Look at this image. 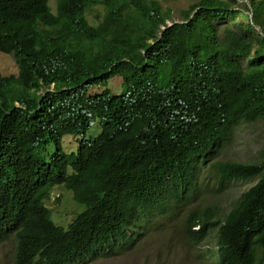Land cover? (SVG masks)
<instances>
[{"label": "trees", "instance_id": "16d2710c", "mask_svg": "<svg viewBox=\"0 0 264 264\" xmlns=\"http://www.w3.org/2000/svg\"><path fill=\"white\" fill-rule=\"evenodd\" d=\"M48 2L0 0V52L17 68L0 77V243L14 237L13 264L122 251L204 174L203 191L210 178L216 191L256 182L223 217L189 210L184 238L215 230L216 264H264V148L254 163L217 160L233 126L264 119V0H196L181 22L159 0ZM114 76L119 92L87 94ZM58 186L81 207L66 226L45 206Z\"/></svg>", "mask_w": 264, "mask_h": 264}, {"label": "rangeland", "instance_id": "374dc122", "mask_svg": "<svg viewBox=\"0 0 264 264\" xmlns=\"http://www.w3.org/2000/svg\"><path fill=\"white\" fill-rule=\"evenodd\" d=\"M163 9H169L171 21L181 22L180 12L192 5L196 0H159ZM52 11L55 10L56 0H49ZM93 13L89 15L90 21ZM168 20L167 23L172 22ZM17 68L10 54L0 52V77L16 74ZM120 77H111L106 85H94L87 89V94L99 93L107 88L110 94L117 93L122 87ZM99 125L94 123L87 133V137H94L99 133ZM63 138V145L65 140ZM71 144V143H70ZM74 148V147H73ZM68 148L67 150L73 149ZM264 148V119L252 123L241 122L232 127L230 140L218 151L217 160L254 163ZM208 176L202 175L198 180L199 193L192 195L183 202L179 210L169 218H156L150 229L137 236L136 242L129 243L122 251L100 254L86 264H216L217 231H212L201 243H193L184 238L182 222L189 210L207 208L217 210L219 217H223L235 204L239 195L252 186L256 180L245 184L229 183L223 190L211 181L205 191L201 188L207 182ZM52 221L59 226H66L75 214L81 210L70 192L62 186L54 187L45 201ZM15 239L11 236L0 243V264H13Z\"/></svg>", "mask_w": 264, "mask_h": 264}, {"label": "water", "instance_id": "95a60500", "mask_svg": "<svg viewBox=\"0 0 264 264\" xmlns=\"http://www.w3.org/2000/svg\"><path fill=\"white\" fill-rule=\"evenodd\" d=\"M171 24L168 23V26H170ZM162 29H164V27H162ZM257 31L260 32V30L256 27Z\"/></svg>", "mask_w": 264, "mask_h": 264}]
</instances>
